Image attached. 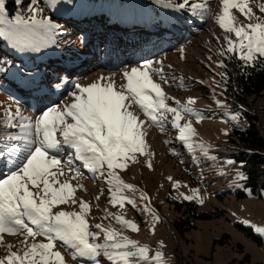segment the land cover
<instances>
[{"label": "rangeland", "instance_id": "obj_1", "mask_svg": "<svg viewBox=\"0 0 264 264\" xmlns=\"http://www.w3.org/2000/svg\"><path fill=\"white\" fill-rule=\"evenodd\" d=\"M9 2L10 7L7 6ZM121 2L60 0L55 7H51L48 0H37L35 5L31 4V0H21L19 5L14 0H6L9 19L17 14L28 18L32 15L29 7H36L41 9L37 19L50 20L59 28L50 41L47 38L37 40V43L43 45L39 52L14 48L8 40L0 37V51L4 53L0 58V65L9 68L6 74L0 75V113L8 107L15 109L20 106L24 115L35 119L46 107L72 103V86L76 83L87 86L100 77L112 78L116 89L121 90V86L126 84L123 73L150 61L154 68H162L166 77L167 82L156 75L152 78L155 83L160 84L169 98L168 105L190 107L200 114V119L191 114H182L180 124H191L195 130L194 141L207 146L208 156L198 148L190 153L182 146L176 139L178 130L171 127L172 114H167L164 130L161 131L159 126L151 124L138 105L133 104L130 110L139 120L144 121L142 127L146 133V153L137 154L135 162L127 161V168L115 169V173L124 183L134 187L135 191L122 189L120 195L134 200L136 207L126 200L122 206L114 205L106 179L99 176L93 178L82 163L75 160L74 150L65 149L62 161L66 163L71 156L74 166L80 169L82 175L74 179L75 173L69 172L65 167V175L58 178L75 187L77 203L69 201L53 208V212L64 210L80 213L79 202H86L89 209L85 218L90 231H100L96 229V224L103 225L105 229H115L139 246L148 247L150 258H154L157 251L161 252L164 264H228L233 260H241L246 254L251 255L252 264H264V235L256 231L258 228L264 229V192L261 198L255 197L245 188V179H237L238 173L246 177L245 162L232 155L234 149L231 148L234 145L229 140L233 125L244 127L250 121L243 110L236 109L235 104H221L225 98L222 80L226 78L220 75L222 67L219 65L223 63L220 53L227 47L225 36L235 40L234 34L223 31L217 22L222 14L223 0H194L195 3L205 5V9L195 16L187 11L177 12L165 8L156 3V0ZM173 2L178 3L179 0ZM145 3L152 11L146 10ZM262 4L264 0H249V7L254 14L252 21L246 20L238 9L230 11L239 25L256 23V18H259V22H264V13L260 11ZM130 9L132 17L127 13ZM106 12H110L107 15L112 16V20H109L112 22L110 27L102 26L105 19L101 21V14ZM185 15L192 16L194 22L186 21ZM64 17L72 20L69 25H63L61 20ZM198 17L209 20L215 33L211 29L205 31L201 27H193L191 30L194 37L187 34L182 42V39L173 37L180 42L176 45H166L163 41L154 43L150 39V36L161 38V34L169 30L184 34L189 30L185 26L196 24L195 19ZM130 19L136 20L140 25L135 28L123 27ZM146 21L153 23L156 30L150 31L143 27ZM88 33L92 38L86 37ZM111 38L114 39V46ZM129 42L137 44L132 55L123 52ZM51 49L57 53L52 54ZM162 49H167L168 52L159 54ZM227 54L235 55L225 52ZM151 57L152 59H147ZM158 59H161L160 63H157ZM74 63L80 65L71 69L70 66ZM230 69L232 71L233 68ZM22 77H35L48 87L44 92L37 91L28 86L29 81ZM54 85L59 87L54 88ZM230 101L238 102L234 99ZM246 101L245 107L249 106L251 114L259 117L258 125L264 131V97L257 98L255 102L252 98H246ZM232 115H237L238 119L233 121ZM229 160L233 163L228 164ZM238 191H244L246 197L237 198ZM173 200L197 203L203 213L222 210L224 214L218 218L198 221L197 229L181 235L173 226V221L178 216L171 202ZM146 206L150 211H145ZM117 215L135 223L138 231L122 227L115 219ZM157 217L158 220L155 219ZM237 223L252 228L262 239V244L247 238L237 229ZM225 234L230 236L228 242L218 244L216 240ZM22 241L24 235L4 234L0 243V260H6L10 252L22 255L27 250ZM32 242V238H28L27 245L30 246ZM35 242L46 241L42 237H36ZM97 242L103 243V236ZM239 245L243 247V251ZM54 250L61 252L66 264H93L83 258L74 260L71 251L59 243ZM99 260L100 264H110L103 256Z\"/></svg>", "mask_w": 264, "mask_h": 264}, {"label": "snow or ice", "instance_id": "obj_2", "mask_svg": "<svg viewBox=\"0 0 264 264\" xmlns=\"http://www.w3.org/2000/svg\"><path fill=\"white\" fill-rule=\"evenodd\" d=\"M14 2L19 5L21 0ZM59 2L48 0L51 7ZM36 3L37 0H31L32 5ZM156 3L194 16L205 9L204 4L194 0H179L178 3L156 0ZM233 8L238 9L246 20L254 19L249 0H223L222 14L217 22L223 31L234 34L235 40L225 36L227 47L220 55L233 53L249 67L264 63V22L256 18V23L239 25L230 11ZM29 11L32 15L28 18L17 14L9 19L6 0H0V37L8 40L14 48L39 52L43 45L37 40L47 38L50 41L59 26L47 19H37L41 9L29 7ZM260 11L264 13V4L260 5ZM219 67L226 68V65L221 63ZM8 71L7 66L0 65V75ZM153 75L167 82L162 68H154L152 62L145 61L123 73L126 84L121 90L116 89L112 78L100 77L87 86L76 83L72 86V103L46 107L35 119L24 115L20 106L8 107L0 113V243L4 234L24 235L22 243L27 247L22 255L10 252L0 264H66L61 252L54 250L57 243L70 250L74 260L83 258L93 264H100L101 256L110 264H164L161 252L157 251L155 257L150 258L148 247L139 246L115 229L96 224L100 231H90L85 218L89 209L86 202H79L80 213L53 212V208L69 201L77 203L75 187L58 178L65 175V167L75 173L74 179L82 175L71 156L66 163L62 161L65 149L74 150L75 160L80 161L93 178L106 179L114 205L122 206L126 200L136 207L134 200L120 195L122 189L135 191L134 187L124 183L115 173V169H126L127 161L135 162L137 154L146 153L144 121L130 110L133 104L138 105L151 124L159 126L161 131L167 114H172L171 127L179 132L176 139L190 153L198 148L208 156L207 146L194 141L195 130L191 124H180L182 114H191L198 119L200 114L186 106L170 107L169 98L160 84L154 82ZM220 75L224 77L225 73ZM22 78L37 91L44 92L48 87L35 77ZM105 80L107 83L102 84L101 81ZM231 119L235 121L238 116L232 115ZM148 166L151 168V163ZM237 179L246 177L238 173ZM145 211L150 209L146 206ZM115 219L122 227L138 231L135 223L122 216L117 215ZM256 231L264 235V229ZM101 236L103 243L97 242ZM36 237H42L46 242L37 243ZM28 238L33 240L30 246L27 245Z\"/></svg>", "mask_w": 264, "mask_h": 264}, {"label": "trees", "instance_id": "obj_3", "mask_svg": "<svg viewBox=\"0 0 264 264\" xmlns=\"http://www.w3.org/2000/svg\"><path fill=\"white\" fill-rule=\"evenodd\" d=\"M118 1L120 2L122 1L121 3L130 2V0H118ZM10 5L11 2L7 4L8 7H10ZM146 6H147L146 10H151L148 4H146ZM131 11L132 9H130L128 12L127 11L125 12L128 13V16L132 17ZM110 12L101 14V18H102L101 21L105 19L104 22H102L103 27L107 26V23L111 18V14H109V16L107 15ZM185 19L186 20L191 19V17L185 15ZM61 21L63 22V25L64 24L69 25L70 21L72 20L69 17H64L62 18ZM75 22H78V20ZM161 28L163 27L161 26ZM185 34H187V31ZM161 35L163 36V34ZM159 37L160 36H153V37L150 36L152 40H157V41L161 40V42L162 41L165 42L166 45L178 44L177 41L174 39H165L163 37L161 38ZM182 39L185 40L186 38H182ZM165 52H168V50L167 49L162 50L159 54H164ZM3 54L4 53L1 50L0 58H2ZM147 59H152V57ZM223 64L226 65V68H222L221 71L225 73L224 77L226 78L225 80H222V90L225 91V93L242 102L244 101V98H252L253 102H255L257 98L264 97V63H259L257 65H253L249 67L247 65H244L241 61H239L236 58V55L227 54L223 56ZM233 64H235V71H236L235 77L243 97L239 96L233 88L234 75L230 70V67ZM223 104L229 105L232 103L226 100ZM243 114L249 118L250 121L249 125L244 127L233 125L231 133L229 135L230 138L229 140L234 145L232 147V149H234L233 156L236 157L237 160L241 162H245V171H246V179L244 180L245 188L250 190L253 196L255 197L257 196L261 198L262 193L264 192V131L258 125L259 117L245 111ZM236 195L237 198L246 197V193L244 191H238ZM171 202L174 205V209L178 213V216L173 221V226L175 230L181 235H184L187 232L197 229L198 221L218 218L224 214V211L222 210H217L212 213H203L200 211L199 205L193 202L177 201V200H173ZM236 227L247 238L258 242L260 245L262 244V239L255 234L252 228L247 227L240 223H237ZM229 239L230 236L225 234L220 239L216 240V242L220 245H224L228 242ZM239 248L242 250L243 247L239 245ZM228 264H252L251 255L246 254L241 260H233Z\"/></svg>", "mask_w": 264, "mask_h": 264}, {"label": "bare ground", "instance_id": "obj_4", "mask_svg": "<svg viewBox=\"0 0 264 264\" xmlns=\"http://www.w3.org/2000/svg\"><path fill=\"white\" fill-rule=\"evenodd\" d=\"M121 20V19H120ZM127 22H129L127 25H122L123 27H130V28H135V26H139L140 24L136 21V20H134V19H130V20H128ZM148 21H146V22H144V26L143 27H146L148 30H152V31H154V30H156V27H154V24L153 23H151V22H148ZM109 23H112V22H109ZM120 25H121V21H120ZM202 26H203V29L205 30V31H208L209 29H211L212 30V33L214 34L215 32L213 31V28H212V25H211V22H205V21H203V24H202ZM200 32H203V30L202 31H200ZM179 35H181V34H179ZM218 36H215V38H217ZM220 39H221V35H220ZM51 53L52 54H56L57 52H55L54 50H52L51 49ZM82 64V63H81ZM80 64H73V65H71L70 67H71V69H74V68H76L77 66H79ZM83 68H85V66H83ZM230 68H233L232 69V73H233V75H234V80H233V88H234V90H235V92L239 95V96H241V97H243L242 96V94H241V91H240V88H239V85H238V83H237V80H236V71H235V64H233V65H231V67ZM231 70V69H230ZM198 81V80H197ZM200 82V81H199ZM202 83V82H201ZM224 93H225V91H224ZM228 96V97H227ZM225 98H224V101H226V100H228V101H230L231 99H234V100H236V101H238V102H233V101H230L235 107H236V109L238 108V109H240V110H243V111H245V112H248V113H251V110L249 109V106H246L245 107V105H246V103H247V101H246V98H244V101L242 102V101H240V100H238V99H236V98H234V97H232V96H230V95H228L227 93H225V96H224ZM260 126V125H259ZM232 149V148H231ZM234 154V151H232V155Z\"/></svg>", "mask_w": 264, "mask_h": 264}, {"label": "clouds", "instance_id": "obj_5", "mask_svg": "<svg viewBox=\"0 0 264 264\" xmlns=\"http://www.w3.org/2000/svg\"><path fill=\"white\" fill-rule=\"evenodd\" d=\"M234 63V62H233Z\"/></svg>", "mask_w": 264, "mask_h": 264}]
</instances>
